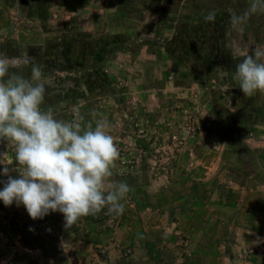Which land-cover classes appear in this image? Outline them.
Wrapping results in <instances>:
<instances>
[{
  "label": "rangeland",
  "instance_id": "obj_1",
  "mask_svg": "<svg viewBox=\"0 0 264 264\" xmlns=\"http://www.w3.org/2000/svg\"><path fill=\"white\" fill-rule=\"evenodd\" d=\"M5 1L13 10L0 9V57L17 61L22 67L13 71H22L26 77L33 64L41 68L46 87L42 108L51 106L58 117L69 121L79 112L85 117L84 125L90 121L94 125L92 111L110 122L120 158L105 184L126 182L131 190L122 201L121 216L106 215V210L87 216L99 232L111 238L121 227L128 233L137 232L134 222L140 208L150 207L147 214L159 215L168 208L173 222L179 224L176 231L182 227L194 230L187 236L165 228L152 231L148 244L156 247L164 243L166 249L155 250L159 257L148 258L144 264H183L185 259L190 264H227L228 255L235 264L252 259L264 264V258L254 257L259 244L264 243V234H249L253 244L239 249L236 240L243 236L228 228L237 213H244L239 205L261 201L264 194L262 189L257 191L264 185V144L252 148L257 145L248 143L264 136V95L246 97L233 80L236 65L264 45V14L253 15L239 31L230 28L223 32L216 52L220 48L230 67L221 68L216 62L214 67L204 66L196 72V63L179 65L174 61L177 53H167L165 42L174 40L175 30L156 28L161 17L179 14L177 22L187 20V0L173 1L177 13L163 11L172 4L166 0H71L67 9L58 8L57 2L52 7L54 0L49 3L48 20L36 21L25 11L33 5L30 0ZM188 1L190 9L200 2ZM228 1L237 14L253 2ZM34 5L39 6V1ZM157 35L162 38L157 42L161 48L141 42L155 40ZM92 39L96 43H91ZM86 49L94 52L85 55ZM184 59L185 63L188 58ZM205 67L212 71L206 73ZM14 153L12 144L0 141V170H19ZM10 174L18 177L16 171ZM6 180L0 175V181ZM3 186L0 183V190ZM25 210L22 205L5 206L0 201V264H69L68 246L88 237L85 219L81 217L65 230L63 214L51 213L56 241L46 239L42 248L28 250L5 220L16 214L23 218ZM235 223L246 225L240 219ZM204 224L210 229L217 227L215 240L221 243L220 250L213 251L214 239L198 238L196 230ZM232 236L233 248L226 244ZM200 244L205 251L198 250ZM115 248L124 259L135 255L133 244ZM92 253L102 260L109 258L104 245ZM87 264L99 263L91 259Z\"/></svg>",
  "mask_w": 264,
  "mask_h": 264
},
{
  "label": "clouds",
  "instance_id": "obj_2",
  "mask_svg": "<svg viewBox=\"0 0 264 264\" xmlns=\"http://www.w3.org/2000/svg\"><path fill=\"white\" fill-rule=\"evenodd\" d=\"M256 14H264V0H253L242 13H233L230 23L240 30ZM205 21H214L209 12ZM21 65L0 57V141L14 146L19 170L4 167L6 176L0 201L5 206H23L31 219H43L53 212L64 217L65 230L81 217L106 215L119 217L130 192L126 182L106 187V178L120 158V150L110 134V122L91 112L94 125L82 122L77 112L72 120L60 118L49 106L42 108L46 87L41 68L33 64L30 76ZM233 80L246 97L264 95V45L255 48L236 65ZM11 171L18 172L14 178ZM31 230V229H30Z\"/></svg>",
  "mask_w": 264,
  "mask_h": 264
},
{
  "label": "crops",
  "instance_id": "obj_3",
  "mask_svg": "<svg viewBox=\"0 0 264 264\" xmlns=\"http://www.w3.org/2000/svg\"><path fill=\"white\" fill-rule=\"evenodd\" d=\"M4 1V2H3ZM39 1L40 5L39 6H35L34 2ZM54 0H43V4L41 6V0H30L29 4H33L30 6V8H27L25 11L29 13V11H32V16H30V20H46L49 16V8H50V2H53ZM69 0H57L53 2L52 7L55 5L54 3L57 2V7L61 8V9H67L66 5L72 6L71 4V0L68 2ZM73 2L75 0H72ZM80 0H78L79 2ZM77 2V0L75 1ZM8 3V1H7ZM44 10H46L47 13L43 14V15H39L38 14V9L41 7H44ZM77 6V5H76ZM110 7V6H108ZM0 9L3 10H13L11 9V7H9L6 4L5 0H0ZM53 9V8H51ZM50 9V10H51ZM19 11H21V9H19ZM18 12V10H17ZM71 14L72 11L70 12ZM122 16V15H121ZM120 17V16H119ZM10 18V17H9ZM121 18H124V16H122ZM48 20V19H47ZM159 20V19H158ZM230 30V28H229ZM91 43H96V40H91ZM76 42V41H75ZM90 50H84V54H91L94 52V50L92 52H89ZM96 71V70H94ZM263 126V125H262ZM264 130V128H263ZM261 139H264V136L259 138H254L253 140H249L248 143H252L253 145H257V146H252V148L254 147H259L261 145L264 144V140L261 141ZM108 185H112L110 182L108 183ZM262 185V184H261ZM261 187V186H260ZM264 193V185H262L261 188H257L258 190H261ZM173 194L171 193V199H173ZM262 195V194H261ZM260 195V196H261ZM183 196V195H182ZM263 199L255 200V202L253 201V203L249 204L248 201L242 203L241 208H244V213L243 214H236L235 219L238 220H243L245 222L246 225L242 226L243 224H236L234 220L233 223L229 224V229L231 230L232 228L234 230H239L240 235L243 236V239H238L236 241H239V244L241 246H239L238 244H235V247L239 249H242L246 246H251L253 243V238H250L248 235H260V234H264V208H263V202H264V194H263ZM170 201V198H169ZM238 206V205H237ZM168 207V206H167ZM145 208V207H144ZM144 208H140L138 211L139 213L136 214L135 216V229H138L137 232H130L128 233L127 230L125 229L126 227H121V229L117 232H114L112 235L113 238H111V235H104L102 233L104 232H99L96 223H91L90 220L85 219L83 221V224H85V233H87L88 237L86 238H82L79 239L76 243H73L71 245L68 246V249L65 251L67 252V256L70 255V263L69 264H87L89 263V261L91 259H93V261L99 263V264H144V261H146L148 258L153 261L154 257H159V254H155V250L156 251H163L165 248L164 243L157 245L156 247L152 244L148 242H151V234L152 231H155L157 229L160 228H165L169 233H172L173 231H175V235L179 234L181 231V234L184 235H189L191 234V230H194L193 228L189 231V228L185 229V228H180L179 231H176L174 227H179V224L176 222H173V220L170 217V213L171 211L168 210V208L166 209H162L160 211L161 215L157 214L158 212H155L152 214H147L148 211H152V208L150 207H146ZM249 209V210H247ZM236 211H238L236 209ZM243 211V210H242ZM51 215V213H50ZM49 218V215L45 216ZM44 217V218H45ZM161 217V218H160ZM206 217V216H205ZM208 219V217L206 218ZM205 219V220H206ZM50 220V224L53 228V231L55 233V228L53 225V222L51 220V218H49ZM82 220V219H81ZM242 227V228H241ZM217 227L210 229L205 227V224L202 227H198V229L196 230V233L198 235V238L200 240H213V251L216 252L217 250L221 249V243L220 242H216L215 240V230ZM240 228V229H239ZM53 233V234H54ZM236 234V233H233ZM232 235V234H231ZM230 238V243H226L228 244V246H230L231 248H233V243H232V238ZM106 239V240H105ZM115 241V242H113ZM258 242V239L256 240ZM55 242V241H53ZM134 245V251H135V255L132 256L129 259H124L123 256H121L120 254V249H116V246H121V248H125L128 245ZM225 244V245H226ZM102 245H104L105 247L107 246L108 250H109V258L107 260H102L99 257H97L96 254L92 253V250H96L97 248L101 247ZM155 247V248H154ZM167 248L169 246H166ZM154 248V249H153ZM257 249L258 254L257 256H254L257 260L259 258H264V243L263 244H259ZM26 249V248H25ZM173 249V248H172ZM212 249V248H211ZM29 250V249H28ZM198 250L199 251H205V246L204 244H200V246H198ZM227 260V264H235V260L234 258H232L230 255H228V257H225ZM96 259V260H94ZM74 261V262H73ZM161 262V260H160ZM175 264H178V262H176ZM183 264H190V260H186L185 262H183ZM245 264H256L255 260H249V262L247 261Z\"/></svg>",
  "mask_w": 264,
  "mask_h": 264
},
{
  "label": "trees",
  "instance_id": "obj_4",
  "mask_svg": "<svg viewBox=\"0 0 264 264\" xmlns=\"http://www.w3.org/2000/svg\"><path fill=\"white\" fill-rule=\"evenodd\" d=\"M166 1L172 4H169L166 8H164L163 11L166 13H177V9H174L178 6L173 3V1L176 0ZM199 1L200 2L197 8L190 9L191 4L187 0L186 8L190 10V17L187 20H184L183 22H177L175 19L179 14L175 16V18L161 17L159 20V25H157L156 28L161 32L165 29L175 30L174 40H166L167 42H165V49H167V53L169 54L177 53V57L174 59V61L179 65L194 62L196 65H193V68H196L195 71L197 72L200 71L204 66L211 65L212 68L217 64L216 62H218L221 68L226 69L230 67L228 58L223 56V53L221 54L220 48L219 51L216 52V50L217 47H220V41L225 29L232 28L230 23V17L233 14L231 11L232 9L230 8L232 3H230L228 0ZM43 8H45V6L38 9L39 15L47 13ZM182 11L184 12L185 10L182 9ZM209 12H215L214 21L204 20V17ZM29 14L32 16V11H29ZM173 24H175L176 27H173ZM158 39L162 38L157 35L155 40H149L146 42L145 40L141 39V42H145V45L149 48L153 47L154 49H158L162 47L157 43ZM199 41L202 44H200ZM211 44L213 45L211 46ZM214 52H216V54H214ZM192 53L195 54L192 55ZM191 55L198 61L193 60ZM199 57H202V59ZM184 58H188L185 63L183 61L185 60ZM95 69L96 67H93V70ZM205 71L206 73H209L212 70H209L205 67ZM25 213L26 215L20 219L17 214L14 218L9 220L5 217V220L8 221L10 232L19 238V242L23 248L37 250L43 247L46 239L56 241V238H54L53 235L54 231L48 217L33 220L30 218L26 210ZM83 218L87 219V217Z\"/></svg>",
  "mask_w": 264,
  "mask_h": 264
}]
</instances>
